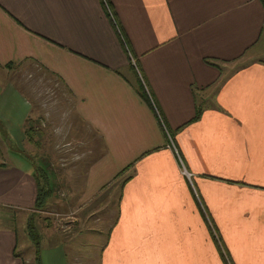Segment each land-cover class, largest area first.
Listing matches in <instances>:
<instances>
[{
    "label": "crops",
    "instance_id": "0c3cea01",
    "mask_svg": "<svg viewBox=\"0 0 264 264\" xmlns=\"http://www.w3.org/2000/svg\"><path fill=\"white\" fill-rule=\"evenodd\" d=\"M104 1L120 35L102 0H0V137L28 159H0V264H33L14 225L63 201L48 190L35 206L34 171L47 187L50 167L18 148L37 142L16 77L33 67L91 138L76 198L57 210L74 227L40 230L39 264H264V0Z\"/></svg>",
    "mask_w": 264,
    "mask_h": 264
},
{
    "label": "rangeland",
    "instance_id": "374dc122",
    "mask_svg": "<svg viewBox=\"0 0 264 264\" xmlns=\"http://www.w3.org/2000/svg\"><path fill=\"white\" fill-rule=\"evenodd\" d=\"M16 72L20 90L22 89L24 91L22 93L28 95L34 104L29 124L36 126L41 132V135L35 134L32 138V140L37 141L36 143L27 144L25 140L27 138L24 137L18 148L22 152H33L32 155H29L38 159L39 163L42 155L44 156L43 161L50 167V171H44L48 177L44 180L45 184H48L46 189L50 190V193L56 197L63 196L61 198L63 201H59L60 205L58 200L44 204L42 207L44 210L38 215L34 213L27 216L26 225H14L18 252L21 255H28L29 250L34 252L39 244H44L41 242L42 238L40 239L41 229L53 225L59 230L65 229V231L70 232L74 227L71 221L72 211L63 214L62 211L57 210L68 209L73 204V199L76 198V192L79 188L77 182L80 181L79 178H83L82 170L88 163L91 138L87 137V134L77 125L78 122L72 118L73 115L69 110L70 101L62 88L59 87L56 79L38 67L23 68ZM42 136L43 138H41ZM17 144L16 138L8 140L0 137V159L3 162L26 166L28 159L23 155L24 153L22 154L19 150L14 153L12 150L16 148ZM7 147L8 150L5 154L4 149ZM95 156L92 154L90 157L94 158ZM74 175L77 176L76 180ZM60 179L61 181L64 180L62 184L58 185ZM73 181L77 183V186L74 185L75 183L73 184ZM92 226L93 228L98 227L95 223Z\"/></svg>",
    "mask_w": 264,
    "mask_h": 264
},
{
    "label": "trees",
    "instance_id": "16d2710c",
    "mask_svg": "<svg viewBox=\"0 0 264 264\" xmlns=\"http://www.w3.org/2000/svg\"><path fill=\"white\" fill-rule=\"evenodd\" d=\"M125 42V40H124ZM123 42V43H124ZM125 44V43H124ZM131 66V65H130ZM133 72L135 73L136 77H137V83H136V91L137 93L140 95V97L145 100L148 104L151 105V102L149 101L146 93H145V90H144V87H143V79L137 69V72L136 70L134 69L133 66H131ZM137 68V66H136ZM30 119V118H29ZM28 139H31L33 137V135L35 134H38L40 135V131L39 129L34 126V125H30L27 130L25 131ZM37 170V172H36ZM36 170L34 171V179H35V182H36V198H35V206H41L42 205V202H43V199L45 198V196L48 194V189H46V186L45 185H42L41 181H40V178H41V170H40V166L36 168ZM221 253L224 252L223 249H220ZM34 253V257H33V264H39V261H38V246L36 247L35 251L33 252ZM223 255V254H222ZM224 257V256H223ZM226 260V264H229L227 258L225 257L224 258Z\"/></svg>",
    "mask_w": 264,
    "mask_h": 264
},
{
    "label": "built area",
    "instance_id": "2783aa9c",
    "mask_svg": "<svg viewBox=\"0 0 264 264\" xmlns=\"http://www.w3.org/2000/svg\"><path fill=\"white\" fill-rule=\"evenodd\" d=\"M102 2H103V4H104V7H105V9H106V12H108V16L110 17V19L112 20V22H113V24H114V26H115V23H114L113 18H112L111 14H110V12H109V10H108V7H107V5H106V2H105L104 0H102ZM115 28H116V31L118 32V34L120 35L119 30L117 29L116 26H115ZM120 38H121L122 43H123V39H122L121 36H120ZM123 44H124V43H123ZM124 47H125V51H126V53H127V55H128V61H129L130 65L133 66L134 69H135L136 72H137V68H136V65H135V61H134V59H133L132 56L130 55V53H129V51L127 50L125 44H124ZM143 87H144L145 93H146V95H147L149 101L151 102V106H152V108H153V110H154V112H155V114H156L158 120L161 122L160 116H159V114L157 113V111H156V109H155V107H154V105H153V103H152V101H151V98H150V96H149V93H148V91H147V89H146V87H145L144 84H143ZM161 123H162V122H161ZM162 124H163V123H162ZM164 130H165V129H164ZM165 132H166V130H165ZM166 136H167V139H168L169 146L172 148V151H173L174 155L176 156V159L178 160V163L180 164V170H181V173L184 174L187 178H189L190 175H189V174L185 171V169L183 168L182 163H181V161H180V158H179V156H178V154H177V152H176L174 146L172 145V142H170V138H169V135H168L167 132H166Z\"/></svg>",
    "mask_w": 264,
    "mask_h": 264
}]
</instances>
